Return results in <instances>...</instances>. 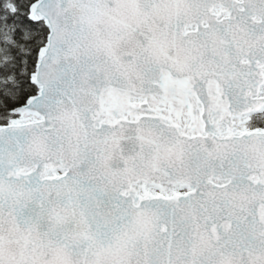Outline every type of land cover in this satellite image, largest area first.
<instances>
[{
	"label": "snow or ice",
	"instance_id": "snow-or-ice-1",
	"mask_svg": "<svg viewBox=\"0 0 264 264\" xmlns=\"http://www.w3.org/2000/svg\"><path fill=\"white\" fill-rule=\"evenodd\" d=\"M0 264H264V0H0Z\"/></svg>",
	"mask_w": 264,
	"mask_h": 264
}]
</instances>
